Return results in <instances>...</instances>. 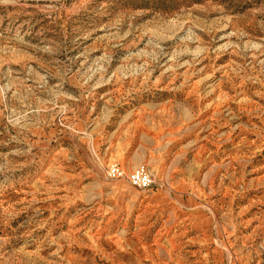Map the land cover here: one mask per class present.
I'll list each match as a JSON object with an SVG mask.
<instances>
[{"label":"rangeland","instance_id":"1","mask_svg":"<svg viewBox=\"0 0 264 264\" xmlns=\"http://www.w3.org/2000/svg\"><path fill=\"white\" fill-rule=\"evenodd\" d=\"M0 264H264V0H0Z\"/></svg>","mask_w":264,"mask_h":264},{"label":"built area","instance_id":"2","mask_svg":"<svg viewBox=\"0 0 264 264\" xmlns=\"http://www.w3.org/2000/svg\"><path fill=\"white\" fill-rule=\"evenodd\" d=\"M129 178L131 183H134L143 189H148L153 183L152 176L144 165L139 166L133 171Z\"/></svg>","mask_w":264,"mask_h":264}]
</instances>
